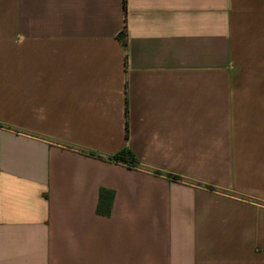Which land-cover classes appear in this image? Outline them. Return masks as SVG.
Masks as SVG:
<instances>
[{
	"label": "crops",
	"instance_id": "crops-1",
	"mask_svg": "<svg viewBox=\"0 0 264 264\" xmlns=\"http://www.w3.org/2000/svg\"><path fill=\"white\" fill-rule=\"evenodd\" d=\"M0 264H264V0H0Z\"/></svg>",
	"mask_w": 264,
	"mask_h": 264
},
{
	"label": "trees",
	"instance_id": "trees-1",
	"mask_svg": "<svg viewBox=\"0 0 264 264\" xmlns=\"http://www.w3.org/2000/svg\"><path fill=\"white\" fill-rule=\"evenodd\" d=\"M125 9L127 12V0H125ZM121 38L123 39L124 43L127 44L125 31L122 32ZM93 154L100 158L115 160L118 162H124L132 167H138L140 165L139 160L137 159L136 155L128 147L123 148L120 152L114 155H111L109 157H105L103 155L96 154V153H93ZM156 173L163 174L161 171H156ZM166 175L173 177L175 179H180V177L178 176H173L171 174H166ZM114 198H115V192L113 190L102 188L100 192V200L98 203V211L105 215L111 214Z\"/></svg>",
	"mask_w": 264,
	"mask_h": 264
}]
</instances>
